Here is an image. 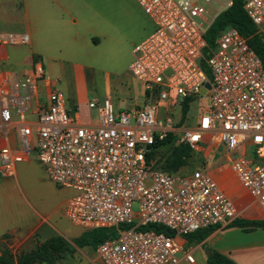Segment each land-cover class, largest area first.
Here are the masks:
<instances>
[{"label": "built area", "instance_id": "built-area-1", "mask_svg": "<svg viewBox=\"0 0 264 264\" xmlns=\"http://www.w3.org/2000/svg\"><path fill=\"white\" fill-rule=\"evenodd\" d=\"M138 2L155 29L133 48L129 69L144 82L148 101L116 112L107 95L89 103L98 120L84 123L46 79L41 59L28 73H1L0 132L15 126L20 145L0 146V178L15 175L17 165L36 152L58 186L77 191L67 203L68 218L84 230L116 229L96 248L101 264H179L182 257L195 262L182 238L229 223L238 209L205 167L172 174L147 154L171 136L194 150L203 143L224 145L234 173L264 213V65L234 26L204 56L208 28L233 0ZM244 7L264 39V0H245ZM30 42L28 33L0 32L2 45ZM41 81L49 87L46 102L39 97ZM207 81L208 108L193 124L181 122L183 101L199 96ZM149 224L173 235L143 228Z\"/></svg>", "mask_w": 264, "mask_h": 264}, {"label": "rangeland", "instance_id": "rangeland-1", "mask_svg": "<svg viewBox=\"0 0 264 264\" xmlns=\"http://www.w3.org/2000/svg\"><path fill=\"white\" fill-rule=\"evenodd\" d=\"M88 2L84 13L79 15L78 42L75 44L79 55L75 59L61 55L54 68L51 69L49 64L46 67L49 79L64 93L74 111L76 105H83L84 115L95 122L98 120V111L89 108L91 101L102 102L110 95L116 112L141 106L148 101L144 82L135 78L129 67L133 61L132 49L154 31L155 23L138 0ZM90 34L99 36L101 42L95 49L82 54L81 45ZM55 79L56 82H53ZM209 104L208 93L196 96L190 103L185 124H193ZM167 156V149L157 154L156 162L159 166H164ZM31 159L26 168L19 172L17 179L12 181L16 200H22L36 220L42 221L47 217L49 221L57 222L63 236L74 245V239L85 230L66 216L63 201L68 196H74L77 191L58 186L49 177L36 152H32ZM210 163L209 156L195 150L190 163L180 171L187 173ZM243 201V204L238 205L240 218L264 219L260 206L250 205L252 198L249 195H244ZM138 207L139 204L134 203L136 210ZM237 235L246 241H264V228L258 227L249 233L238 230ZM96 248L91 245L82 248L74 245L73 250L64 251L62 264H98L91 260L93 256L98 259Z\"/></svg>", "mask_w": 264, "mask_h": 264}, {"label": "crops", "instance_id": "crops-1", "mask_svg": "<svg viewBox=\"0 0 264 264\" xmlns=\"http://www.w3.org/2000/svg\"><path fill=\"white\" fill-rule=\"evenodd\" d=\"M88 1L0 0V32H25L31 37V42L28 45L5 46L0 44V74L28 73L37 58L42 60L45 74H48L46 64H49L51 69L54 68L61 55L67 56L68 59H75L79 55L75 48V44L78 42L79 15L84 13L89 5ZM100 42L99 36L90 34L81 45L82 54L95 49ZM46 79L50 80L49 74L46 75ZM53 82H56V79ZM48 91L49 87L46 81H41L39 97L42 101L48 100ZM69 106L72 107L70 104ZM75 108L76 114L82 122H94L91 117L84 115L83 105H76ZM4 145L14 148L20 145L15 126L10 127L7 133L0 132V146ZM198 150L204 152L205 156H209L211 163L200 167L208 169L219 186L233 200L239 213L236 218H240L241 211L238 205L243 204L244 195H249L252 198L250 205L260 206L234 173L231 166L232 155L226 151L224 145L212 146L203 143ZM214 156L215 159H213ZM31 161L30 156L28 160L17 165L15 175L0 178V255L3 249H8L17 257L22 252L34 249L52 237L63 236L57 222L49 221L47 217H44L42 221L36 220L24 202L16 200L12 181L17 179L19 172L25 169L26 164ZM70 198L68 196L63 201L65 210ZM235 219L224 225L213 226L203 235L202 239H196L197 233L195 232L192 236H184L182 241L194 255L195 262H190L182 257L179 264H208V256L213 251L229 256L237 264H264V241H246L237 235L238 230L249 233L258 227L245 230L239 226H232L231 223ZM64 255L65 252L53 264H62ZM91 260L101 264L100 260L94 256Z\"/></svg>", "mask_w": 264, "mask_h": 264}, {"label": "trees", "instance_id": "trees-1", "mask_svg": "<svg viewBox=\"0 0 264 264\" xmlns=\"http://www.w3.org/2000/svg\"><path fill=\"white\" fill-rule=\"evenodd\" d=\"M244 4L245 0H233V4L222 11L213 21L205 35L208 42V45L204 50L205 58L210 56V50L215 47V41L220 33L224 29L234 26L248 38L250 45L257 52L264 65V39L259 34L257 25L246 12ZM205 58L202 60V66L207 76L212 79V73L206 63ZM194 98L195 97L193 96L187 97L183 101V117L181 122H184L190 109V103ZM163 149L168 150V156L164 162V166H159L157 163V167L172 174L181 172L180 169L190 163L195 152V150L190 145L176 144L174 137L171 136L158 145H155L154 148L148 152V159H156L157 154L162 152ZM231 225L239 226L245 230H251L256 227L264 228V219L236 218L234 221H232ZM143 228H154L159 231H165L169 235H173V232L170 229L159 224H149ZM211 228L213 227L200 229L195 232L197 233L196 239H202L203 235ZM115 235V228L101 227L84 231L81 235L76 237L73 242L77 247L91 245L96 248L100 243ZM192 235H194V233H190L186 236ZM74 245L72 244V241H69L63 236H55L42 242L30 251L22 252L17 257H15L8 249H3L2 254L0 255V264H53L62 256L64 251L73 250ZM207 263L237 264L229 256L218 251H213L208 256Z\"/></svg>", "mask_w": 264, "mask_h": 264}, {"label": "water", "instance_id": "water-1", "mask_svg": "<svg viewBox=\"0 0 264 264\" xmlns=\"http://www.w3.org/2000/svg\"><path fill=\"white\" fill-rule=\"evenodd\" d=\"M208 89H211V82L210 81H207L205 83V87L201 90V92L199 93V96L206 94Z\"/></svg>", "mask_w": 264, "mask_h": 264}]
</instances>
